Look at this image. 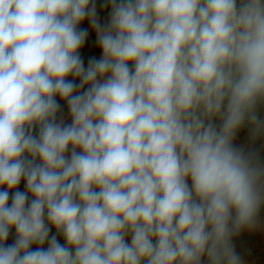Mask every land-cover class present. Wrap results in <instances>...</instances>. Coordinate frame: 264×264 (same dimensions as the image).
I'll return each instance as SVG.
<instances>
[{
	"label": "clouds",
	"instance_id": "obj_1",
	"mask_svg": "<svg viewBox=\"0 0 264 264\" xmlns=\"http://www.w3.org/2000/svg\"><path fill=\"white\" fill-rule=\"evenodd\" d=\"M102 7L0 0V264H245L264 0Z\"/></svg>",
	"mask_w": 264,
	"mask_h": 264
},
{
	"label": "rangeland",
	"instance_id": "obj_2",
	"mask_svg": "<svg viewBox=\"0 0 264 264\" xmlns=\"http://www.w3.org/2000/svg\"><path fill=\"white\" fill-rule=\"evenodd\" d=\"M108 14H106V10H103L102 13L98 12V17L102 23L107 22ZM95 53L99 56L98 50ZM235 144L247 147L250 141L248 136L244 138L243 135H238ZM262 144H264V141H258L255 147L260 149L261 158L264 159V147L261 146ZM259 219L260 226L256 230L242 231L233 240L235 250L244 259L245 264H264V209H262Z\"/></svg>",
	"mask_w": 264,
	"mask_h": 264
},
{
	"label": "trees",
	"instance_id": "obj_3",
	"mask_svg": "<svg viewBox=\"0 0 264 264\" xmlns=\"http://www.w3.org/2000/svg\"><path fill=\"white\" fill-rule=\"evenodd\" d=\"M103 3H104V0H96V4H97V12L102 13L103 10H106V14H108V13H109V9L102 7ZM82 27H88L87 22H85V24H83ZM83 51L86 53V55H90V54H94V55H96V53H95L96 51H94V52H89L87 49H85V50H83ZM261 114L264 115V112H262ZM238 135H240V136L243 135L244 138H247V136H248V129H247V128L242 129V130L240 131V133H238ZM257 143H258V141H257ZM257 143H256V144H257ZM20 187H21V189H23V183L21 184ZM53 231H54V230H53ZM11 240H12V238L10 237L9 242H11Z\"/></svg>",
	"mask_w": 264,
	"mask_h": 264
}]
</instances>
